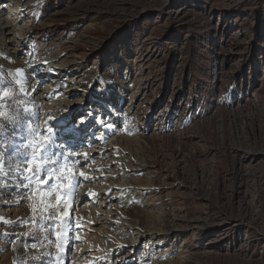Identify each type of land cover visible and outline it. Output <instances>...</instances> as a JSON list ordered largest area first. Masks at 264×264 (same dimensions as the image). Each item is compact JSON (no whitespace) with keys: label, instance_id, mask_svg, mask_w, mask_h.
I'll use <instances>...</instances> for the list:
<instances>
[{"label":"rangeland","instance_id":"rangeland-1","mask_svg":"<svg viewBox=\"0 0 264 264\" xmlns=\"http://www.w3.org/2000/svg\"><path fill=\"white\" fill-rule=\"evenodd\" d=\"M32 3L26 30L0 36V153L9 144L26 152L29 121L47 122L56 159L74 165L63 175L79 186L50 204L39 186L25 194L13 157L0 182V264H264V2ZM33 23L47 61L30 42L17 53L9 43ZM87 56L78 69L61 62ZM0 162L7 172L9 157ZM99 191L114 198L101 211L88 195ZM90 212V235L110 243L93 258L75 227ZM62 219L71 225L66 243Z\"/></svg>","mask_w":264,"mask_h":264},{"label":"snow or ice","instance_id":"snow-or-ice-1","mask_svg":"<svg viewBox=\"0 0 264 264\" xmlns=\"http://www.w3.org/2000/svg\"><path fill=\"white\" fill-rule=\"evenodd\" d=\"M22 75V74H20ZM0 92L7 95L4 92L3 85L0 83ZM30 109L25 108L24 112L30 114ZM88 115H91L90 113ZM11 119V118H10ZM87 122L86 117L79 118V125H83ZM17 125L19 122H16ZM79 125H76L79 127ZM29 136L30 139L25 138L28 142L24 145L27 149L26 152L20 153L18 151V145L9 144L8 151L0 153V157H9V162L7 166V172H5L6 165L0 162V182L6 179L7 176L13 174V170L10 167L13 162V157L19 160L16 168L17 178L20 180L18 187L25 190V194H30L34 186H39L38 190L42 193H47L49 198V204L51 203V197H55L60 201L61 196L71 197L74 195V190L78 187V178L73 175H63L64 173H73L74 165L62 164L56 159V157L62 155V153L55 152L52 149L55 147L53 137L49 131V126L47 122L43 129L39 127H32L29 121ZM108 128H112L113 125H107ZM5 125L0 123V143H3V138L7 135L5 132ZM19 164L27 165L26 168L20 169ZM81 176L85 174L80 173ZM87 178V177H85ZM67 181L69 188L68 191L60 193V187ZM92 195H95L94 193ZM43 202L44 197H41ZM57 211L59 209V203L56 205ZM67 215V212L65 213ZM57 212L49 211L47 219L52 221L56 218ZM41 227L52 228L55 227L53 224L41 223ZM60 232L57 236L64 235L66 238L67 232L70 230V223L67 219H62L60 224ZM63 247V244L60 245Z\"/></svg>","mask_w":264,"mask_h":264},{"label":"bare ground","instance_id":"bare-ground-1","mask_svg":"<svg viewBox=\"0 0 264 264\" xmlns=\"http://www.w3.org/2000/svg\"><path fill=\"white\" fill-rule=\"evenodd\" d=\"M0 1L1 2L3 1L6 4V6H7V9H4V8L3 9H0V28H1L0 29V36L1 37L2 36H5V33H6L5 32V29L6 28H13L14 30H17V31H19V30L25 31L26 28H27V23L22 20L23 19L22 18V12H24L25 15L29 16V19L31 18L32 11H33V7L35 6V4L32 3V0H0ZM12 5H15L17 7L14 8V7H12ZM29 22H31V20ZM42 29H43L42 27L36 26L33 23L31 25V27L28 29V31L26 32L25 36H23L21 42H17L16 40L13 39L9 43H11V45L14 48H16V53H17L20 50L21 51L24 50V46H23L24 44L26 45L27 42L28 43L30 42L31 43V46H35L36 45V46H38L40 48V51H42V53H41L42 56H40V58H42L41 60L47 61V60H49V57H47L46 55H44V54H47V52L44 51L45 48H44V44H43V41H44L43 38L45 37V34H43L41 32ZM88 57L89 56H87V57H81L80 59L79 58H75V57H73V58H65L61 62H62V65H64L68 69H72V68H75V67H76V69H78L79 66L87 65V59H88ZM46 58H47V60H46ZM56 58H59V56L56 57ZM56 58H55V60H57ZM93 59H95V58H93ZM78 60H80V61H78ZM103 60L104 59H101L102 62H103ZM21 79H23V78H21ZM23 82L26 83L25 78H24ZM66 121H67L66 118L63 119L62 120V125ZM66 125H68V122H66L65 126ZM66 131H67V129L65 128L63 134H65ZM86 131L87 130L85 129L83 131V133L86 132ZM121 132H124V130L121 131ZM69 135L70 134L65 135V138H69V142L70 143L73 142V141H75V143H76V139L78 138V136L75 137V138H73V135H70V136ZM71 136H72L73 139H71ZM79 137L82 138L81 143H84V142H87L89 140V138L91 137V135H90V133H85V135L84 134L83 135L81 134ZM125 189H128V188H125ZM125 189H122V190H124L122 193L125 192ZM129 191L138 192V193H136V195H140V191H138V189H135V190L134 189H130ZM100 192H102V191H99L98 193H94L95 195H92L93 193H89L88 194V195L92 196L93 201L96 202V204H95L96 207L95 208L97 209V211H101L102 210L101 208L105 206V203H110L114 199L113 197H109L105 193H101L100 194ZM94 211H96V210H94ZM79 216L80 217L78 219H76V221H75V227L79 228L80 231H79V233L77 232L79 235H77V234L76 235L79 236L80 238H82V240L84 241V243L86 244V246L89 248L88 249V253L90 254V256H92V258L93 257H96L97 254L104 252L102 250L103 249L102 246H106V248H107V246H109L110 243L107 242V241H104V242L100 243L97 240V237L96 236H91L90 235L89 229L91 228V225H89V224L91 222H96L97 221V218H96L97 216H95V214H93V213L90 212V216H91L92 219H89V222H88V225L87 226H85V225L83 226L82 225L83 219H84V221L86 220L85 219L86 216L81 215V214ZM110 226L111 225H109L108 228ZM68 233H69V231L67 232V234ZM67 234H66V238L64 236V242L65 243L67 242V239H68ZM129 242L130 241H128V240H123V243H125V244H128ZM125 248H127V247H125ZM86 250H87V248H86ZM120 251L122 253H124L125 252V249L124 248H120ZM109 253L110 252H105L106 256H110Z\"/></svg>","mask_w":264,"mask_h":264},{"label":"water","instance_id":"water-1","mask_svg":"<svg viewBox=\"0 0 264 264\" xmlns=\"http://www.w3.org/2000/svg\"><path fill=\"white\" fill-rule=\"evenodd\" d=\"M261 1H263V2H264V0H261Z\"/></svg>","mask_w":264,"mask_h":264}]
</instances>
